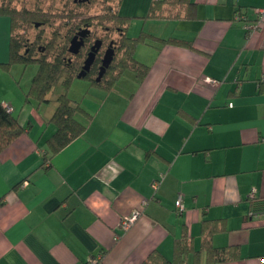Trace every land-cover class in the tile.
<instances>
[{
	"label": "crops",
	"instance_id": "0c3cea01",
	"mask_svg": "<svg viewBox=\"0 0 264 264\" xmlns=\"http://www.w3.org/2000/svg\"><path fill=\"white\" fill-rule=\"evenodd\" d=\"M190 1L189 16L143 27L176 42L139 43L148 73L126 70L83 100L86 129L58 153L56 105L20 112L26 130L0 153V264H144L154 252L173 259L184 234L187 264H264V20L252 30L264 0ZM148 4L122 0L119 11ZM10 34L0 16V70ZM210 231L239 257L211 263Z\"/></svg>",
	"mask_w": 264,
	"mask_h": 264
},
{
	"label": "trees",
	"instance_id": "16d2710c",
	"mask_svg": "<svg viewBox=\"0 0 264 264\" xmlns=\"http://www.w3.org/2000/svg\"><path fill=\"white\" fill-rule=\"evenodd\" d=\"M13 1L0 0V16L8 17L11 22L10 56L9 61L3 65L5 68H9L14 63L24 66L32 63L39 65L26 93V102L30 104L29 107L33 106L31 97L42 103L51 102V93L58 84L62 83L67 88L70 82L83 72L86 44L82 47L81 43L77 51H74L73 48L75 44H79V41L74 43L76 36L84 29L90 32L91 38L87 40H91V42L92 39L99 38L103 41L104 39L113 41L115 44L113 59L101 77L95 75L98 72L97 67L93 68L91 73L85 72L82 76L90 78L100 86L112 84L126 70L134 72L139 79L145 77L149 67L135 58V50L139 43L147 39H158L166 43L176 42L173 38L161 39L146 32H141L137 37L128 36V22L131 16L120 13L119 7L122 0H105L107 5L102 7L99 13L90 15L79 11V8L95 0H66L64 7L68 6L70 11L68 13L61 12V14L49 13L42 8H18L13 5ZM185 5L190 6L192 2L190 0H152L148 13L144 17L177 19L189 16V11L187 14L182 12ZM58 19H61V37L58 32H54L51 37H37L31 41L21 32L22 30L28 31L30 27L34 26H53ZM99 29L102 32L100 35H98ZM55 102L54 112L47 121V123H53L56 126L55 133L48 140L49 150L52 154L58 153L85 131L87 123L79 116H83L87 121L91 117L65 92L60 93L55 98ZM37 109L39 108L37 107ZM26 127L20 116L14 115L13 111L9 112L5 103L0 100V153L22 135ZM211 233L210 231L206 234L204 243L211 263L224 262L239 257L235 247H213L210 243ZM191 251V240L188 235L184 234L176 241L173 259H167L159 252H154L144 264H187L185 258Z\"/></svg>",
	"mask_w": 264,
	"mask_h": 264
},
{
	"label": "rangeland",
	"instance_id": "374dc122",
	"mask_svg": "<svg viewBox=\"0 0 264 264\" xmlns=\"http://www.w3.org/2000/svg\"><path fill=\"white\" fill-rule=\"evenodd\" d=\"M65 1L66 0H14L13 5L17 6L18 8H42L44 11H47L49 13L61 14V12L66 11V13H68L70 11V8H68V6L64 7ZM145 1L146 0H144V5ZM71 5L73 4L71 3ZM106 5L107 2L105 0H95L94 2L92 1V3H87L85 6L80 7L79 11H83L87 15L96 14L99 13L101 8ZM149 7L150 0L148 6H146V9L143 10V12H138L137 14H128L131 16V19H129L128 22V36H139L143 30V27H145L146 29H152L154 22L153 19L144 17L145 15H147ZM61 31V19H58L53 26H34L30 27L28 31L22 30L21 32L24 33V36H26V38L34 41L37 37H51L53 36L54 32H58L59 36L61 37ZM98 31L100 32L98 35L102 34L101 29H99ZM38 69L39 65H37L36 63H32L27 66H24L20 63H14L9 68H3V70H0V99H3L2 97L4 96L10 97L9 99L10 101H13V106H17V110L14 113V115L16 116L21 115V111L22 115L24 116L28 111L30 104L26 102V93L29 90L33 77L36 75ZM116 82L117 80H115L108 86H100L90 78L75 77L70 82L67 88L61 83L53 89L51 93L52 101L49 102L51 104L50 106H46V103L36 101L34 97L30 98L32 101L31 104L36 108L42 106V111L47 110L51 107H54L56 105L55 98L60 93L65 92L69 98L81 105L83 100L92 98V95L98 92V89L103 88V90H109L111 87L117 84ZM118 86L121 85L118 84ZM39 104L41 105L39 106Z\"/></svg>",
	"mask_w": 264,
	"mask_h": 264
},
{
	"label": "flooded vegetation",
	"instance_id": "af4514ba",
	"mask_svg": "<svg viewBox=\"0 0 264 264\" xmlns=\"http://www.w3.org/2000/svg\"><path fill=\"white\" fill-rule=\"evenodd\" d=\"M89 38H91L90 32H88L87 30L84 29V30L80 31L79 34L76 36L74 43L79 41V44L82 43V47L84 44H86V47H85L86 48V50H85L86 54H85V58H84V67H85L86 59L89 57L91 52H94V60H93L92 64L90 65L89 69L85 72L91 73L93 68L97 67L98 72L95 75L98 77V76H100V71H101V68H102V65L104 62V58H105L107 52L109 50L113 49V55L115 54V49H114L115 44L113 43V41H107L106 39H104V41H103L102 39H99V38H94V39H92V42H91V40H87ZM97 41L99 44H98L97 48L94 50L93 48H94V45L97 43ZM72 43H73V41H72ZM105 72H106V70H105Z\"/></svg>",
	"mask_w": 264,
	"mask_h": 264
},
{
	"label": "built area",
	"instance_id": "2783aa9c",
	"mask_svg": "<svg viewBox=\"0 0 264 264\" xmlns=\"http://www.w3.org/2000/svg\"><path fill=\"white\" fill-rule=\"evenodd\" d=\"M256 12H257V15H258V19H257V21L255 22V24H253L252 30H253V29H257V27H259L260 23L264 20V8H258V9H256ZM237 18H243V16H237ZM207 80H208L209 82L213 83V84H219V82H220L219 80H217V79H212V78H208ZM230 105L232 106L233 104L230 103ZM5 106H6V108H7V110H8L9 112H12V111H13V107H12L10 104L5 103ZM163 178H164V175H162L161 178L155 180V181L153 182V187H154V188H158V186H159V184H160V182H161V180H162ZM250 197H251V198L255 197V190H253V191L251 192ZM182 201H183L182 196H179V198H178L177 201H176V205H177V208H178V209H182V208H183V203H182ZM137 215H138V214L136 213V214H134V216H132L131 218H127V219H125V220L122 222V226H123V228H124V229H127V228L132 224V222L134 221V219L136 218ZM262 260L264 261V258H263Z\"/></svg>",
	"mask_w": 264,
	"mask_h": 264
},
{
	"label": "water",
	"instance_id": "95a60500",
	"mask_svg": "<svg viewBox=\"0 0 264 264\" xmlns=\"http://www.w3.org/2000/svg\"><path fill=\"white\" fill-rule=\"evenodd\" d=\"M98 42L96 43V45L94 46V50L97 48L98 46ZM80 44H75L73 50L77 51L79 49ZM113 59V49L109 50L104 58V62L100 71V77L103 75V73L105 72L106 68L110 65L111 61ZM94 60V52H91L89 57L86 59L85 61V67L83 72L79 75V78H81L84 74L85 71H87L90 67V65L92 64Z\"/></svg>",
	"mask_w": 264,
	"mask_h": 264
}]
</instances>
